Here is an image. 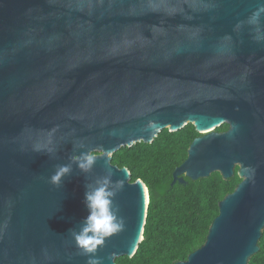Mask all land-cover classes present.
<instances>
[{
  "label": "water",
  "instance_id": "obj_1",
  "mask_svg": "<svg viewBox=\"0 0 264 264\" xmlns=\"http://www.w3.org/2000/svg\"><path fill=\"white\" fill-rule=\"evenodd\" d=\"M189 124L202 136L174 183L237 166L242 182L177 264H249L264 230V0H0V264H87L72 232L85 185L109 174L125 227L95 255L132 258L150 194L113 155ZM81 152H102L89 173Z\"/></svg>",
  "mask_w": 264,
  "mask_h": 264
},
{
  "label": "trees",
  "instance_id": "obj_2",
  "mask_svg": "<svg viewBox=\"0 0 264 264\" xmlns=\"http://www.w3.org/2000/svg\"><path fill=\"white\" fill-rule=\"evenodd\" d=\"M227 130L224 125L217 132ZM201 136L192 124L177 132L165 129L153 143H139L113 155V165L128 168L132 182L142 180L150 194L144 241L132 258H119L117 264H177L206 243L221 201L242 179L236 174L225 180L214 173L197 181L184 176L185 183H174L175 170ZM259 248L249 264H264V230Z\"/></svg>",
  "mask_w": 264,
  "mask_h": 264
},
{
  "label": "clouds",
  "instance_id": "obj_3",
  "mask_svg": "<svg viewBox=\"0 0 264 264\" xmlns=\"http://www.w3.org/2000/svg\"><path fill=\"white\" fill-rule=\"evenodd\" d=\"M150 127L157 126L150 123ZM75 162L83 173H89L95 166L96 157L90 152H81L78 158H75ZM71 173V164L59 165L51 175L50 183L60 187L64 178ZM85 188L84 204L88 215L84 218L81 229L73 231L72 235L81 254L88 257L87 264H101V260L95 254L109 238L123 231L125 227L124 219L119 215V209L115 204V197L118 190L123 188V181H114L109 174L96 179L94 185L87 183Z\"/></svg>",
  "mask_w": 264,
  "mask_h": 264
},
{
  "label": "rangeland",
  "instance_id": "obj_4",
  "mask_svg": "<svg viewBox=\"0 0 264 264\" xmlns=\"http://www.w3.org/2000/svg\"><path fill=\"white\" fill-rule=\"evenodd\" d=\"M218 129L219 128H217L215 130H211V131H218ZM211 131H208V132H211ZM205 133H207V132H205ZM100 154H102V152H95V153H93V155H100ZM236 174L240 177V175H241V167H239V166L236 167V169H235V175Z\"/></svg>",
  "mask_w": 264,
  "mask_h": 264
},
{
  "label": "bare ground",
  "instance_id": "obj_5",
  "mask_svg": "<svg viewBox=\"0 0 264 264\" xmlns=\"http://www.w3.org/2000/svg\"><path fill=\"white\" fill-rule=\"evenodd\" d=\"M211 129H206V130H204V131H202L203 133H205V132H208V131H210Z\"/></svg>",
  "mask_w": 264,
  "mask_h": 264
}]
</instances>
